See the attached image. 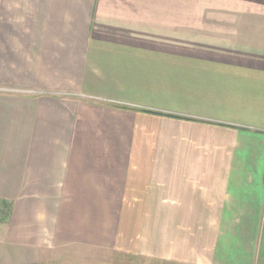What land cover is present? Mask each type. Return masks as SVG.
Returning <instances> with one entry per match:
<instances>
[{
    "label": "crops",
    "instance_id": "obj_1",
    "mask_svg": "<svg viewBox=\"0 0 264 264\" xmlns=\"http://www.w3.org/2000/svg\"><path fill=\"white\" fill-rule=\"evenodd\" d=\"M159 1L0 0L1 245L264 264V0Z\"/></svg>",
    "mask_w": 264,
    "mask_h": 264
},
{
    "label": "rangeland",
    "instance_id": "obj_2",
    "mask_svg": "<svg viewBox=\"0 0 264 264\" xmlns=\"http://www.w3.org/2000/svg\"><path fill=\"white\" fill-rule=\"evenodd\" d=\"M146 0H139L144 3ZM153 2L154 16L163 15V4L159 0H147ZM135 2V1H134ZM194 2V0H193ZM166 17L170 18L172 27L179 24V0H166ZM139 13L145 16L146 12L142 8ZM178 34V31L173 30V34ZM10 89H0V92ZM7 193H0V226L5 225L6 221H2L8 217L9 210L2 207L1 200ZM6 213V215H4ZM35 250L21 249L17 246H4L1 245L0 240V264H161L165 263L163 260L147 257V256H132L118 253L117 251L109 250L107 255H99L94 249L88 246H76L68 244L56 250V253H43L35 254ZM170 264V263H168ZM173 264H178L174 263Z\"/></svg>",
    "mask_w": 264,
    "mask_h": 264
}]
</instances>
